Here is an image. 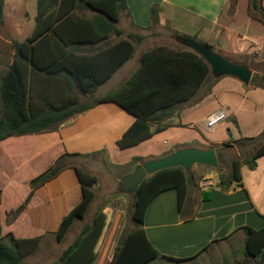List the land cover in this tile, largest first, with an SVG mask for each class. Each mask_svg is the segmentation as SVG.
<instances>
[{"label": "trees", "instance_id": "obj_1", "mask_svg": "<svg viewBox=\"0 0 264 264\" xmlns=\"http://www.w3.org/2000/svg\"><path fill=\"white\" fill-rule=\"evenodd\" d=\"M4 1L0 0V18ZM235 2L231 0V8ZM127 8L125 0H37L35 28L24 41L16 43L13 61L1 77L0 142L12 136L57 130L75 114L102 102H114L136 118L117 141L121 149L136 146L175 123L183 106L194 99L211 75V67L205 59L183 45L180 48L160 45L146 50L140 57L139 67L128 79L92 102L81 103L79 95L92 96L133 55L136 43L143 39L135 35L121 38L123 32L116 24ZM84 10L93 14L86 15L82 13ZM248 13L264 23L261 0H250ZM158 16V5L154 4L151 20L157 22ZM111 35L120 39L101 48ZM96 45L100 48L93 52ZM255 79L253 76L251 83H255ZM235 142H256L257 145L249 157L234 159L229 173L219 171L218 186L225 191L243 188V166L256 168L257 159L264 155V130L257 137ZM76 154L62 155L47 171L30 181L32 190L14 211L15 216L39 187L66 168L62 159ZM142 159L137 158L136 162ZM73 167L82 197L63 217L55 232L58 241L63 240L74 221L85 217L96 195L98 177L78 166ZM194 179L191 169L181 166L162 169L146 177L132 193L134 227L118 239L109 264H148L157 259L161 254L144 228L146 212L161 193L174 190L178 210L184 214L189 188L196 184ZM106 225V213L97 211L92 222L86 224L61 253L57 264H93L99 255L97 248ZM244 229V253L264 261V228L246 226ZM10 235L12 244L3 241L0 226V264H22V256L34 252L41 241V237L20 239Z\"/></svg>", "mask_w": 264, "mask_h": 264}, {"label": "crops", "instance_id": "obj_2", "mask_svg": "<svg viewBox=\"0 0 264 264\" xmlns=\"http://www.w3.org/2000/svg\"><path fill=\"white\" fill-rule=\"evenodd\" d=\"M125 1L128 8L121 14L116 24L123 32L121 38L135 35L142 36L143 39L136 43L133 55L100 85L92 96L80 94L84 98L87 96L94 100L101 97L128 79L139 67L143 52L152 47L165 45L158 42L165 32L177 43H179L176 40L178 35L196 37V40L209 44L226 59L235 57L234 63L242 64L252 72L254 69L250 63L256 66L264 64V23L249 15L250 0H236L233 8H231V0ZM154 4L159 7L157 22L151 20V7ZM261 4L264 7V0H261ZM119 39L111 35L101 48H106ZM99 48L97 45L94 46L93 52H97ZM104 87L105 90L102 89ZM215 95V98L209 95L186 110L182 108L180 117L175 119V123L130 148H139L157 140L158 144L162 143L161 149L155 150L157 153L154 152V158H157L191 146L201 149L214 147L216 153L217 147H224L222 151L225 152V144L240 156L241 146L246 147L247 144L237 145L235 141L257 137L264 130V89L251 81L249 84H244L238 78L229 76L223 80L222 87L219 86ZM217 103L219 105H216ZM220 110H226L228 113L224 121H227L228 136L231 134L229 139L225 136L213 139L204 136L203 139L201 135L188 133V129H197L203 135V132L197 128V124H201L199 121L204 119L206 125L207 117ZM135 119L133 114L114 102L98 103L82 113L75 114L57 130L29 134L33 135L31 137L35 144L34 152L30 157L31 159L43 155L48 157L49 160L47 158L46 162L48 167L65 153H90L105 150L108 146L113 149L120 148L117 141ZM178 120L180 124H177ZM206 127L212 129L207 125ZM195 141L202 147H197ZM37 144L40 145L39 148ZM108 159L109 165L125 164L110 160L109 155L107 161ZM146 160L149 159L145 156L144 160H139L137 164ZM214 175H218L216 182L215 178L210 179ZM206 177H209L208 181L190 186L184 214L178 210L177 194L174 190L161 193L150 204L145 215L144 228L161 255L148 264H155L158 261L162 264H264L260 258L247 257L244 253L246 240L244 227L257 230L264 228V155L257 159L255 169H250L246 165L242 167L243 188L222 190L218 186L219 171H214ZM31 179H26V182L29 183ZM206 182L210 183L209 186L204 184ZM98 186L97 183L95 192ZM194 186L195 190H192ZM81 197V185L74 167L64 169L54 179L39 187L25 208L11 219L12 225L17 224V230H23L14 237L42 238L44 232H56L63 217L79 204ZM24 202L25 198L7 211L17 210ZM103 211L107 215V225L98 248L108 229L109 244L114 242L122 218V209L117 205L105 207ZM114 212H116L115 218H113ZM76 221L63 240L70 235ZM36 230H41L40 235H34ZM75 235H72L73 240L69 245L75 240L77 236ZM98 259V264L105 263L104 258L100 260L99 255ZM97 260L93 264H96Z\"/></svg>", "mask_w": 264, "mask_h": 264}, {"label": "rangeland", "instance_id": "obj_3", "mask_svg": "<svg viewBox=\"0 0 264 264\" xmlns=\"http://www.w3.org/2000/svg\"><path fill=\"white\" fill-rule=\"evenodd\" d=\"M82 13L86 15L93 14L88 10H84L82 11ZM36 14L37 0L4 1L3 17L0 18V86L2 75L5 73L8 66L13 61L16 43L24 41L34 30ZM163 34L165 35L158 42H162L163 44H165V46L170 48L182 47L181 44L177 43L174 40V38H169L166 32ZM234 59L235 57H232L230 60H228L234 62L236 61ZM250 65L254 69L253 75H255L256 77L255 83H260L261 85H259L258 87L264 89V64L256 66L255 64L250 63ZM225 78H229V76L214 78L211 74L210 77L202 85V87L204 86V88L202 89L201 87L202 90L200 89L194 99L191 100V104H185L183 106V109L186 110L188 107L196 105L198 102L206 99L209 95L210 97L215 98V94L218 91L219 86L221 85L222 87L223 80H225ZM102 89L105 90L106 88L104 87ZM79 97L82 104L93 101V99L88 98L87 96L84 98L83 96L79 95ZM216 105H219V103H217ZM261 110L262 107L260 108V112ZM2 114V100L0 96V116ZM194 119L195 118H193V120ZM199 122H201V124H197V128L199 129V131L203 132V135L198 132L197 129H188L189 134L201 135L203 139L205 138L204 136L210 139L225 136L229 139L231 135L229 134L228 136L227 133V121H222L212 129H207L204 123V119L200 120ZM31 136L33 135L27 134L12 136L0 142V186L2 187L0 188V226L2 239L8 244L13 243V238L11 237L10 233L15 235L23 230H17V224L12 225L11 219L15 217V214L14 211L8 212L7 210L11 207L17 206L24 198L26 201L32 190L30 181L33 178L44 173L51 167H46L48 157L46 158V156L44 155L41 157H33L31 159L30 156L33 154L35 146L33 137ZM194 143H196L197 147H202L199 142L195 141ZM245 144H247V146H241L239 150L240 156L237 155L236 151L227 148L228 146H225V152L222 151L224 147H217L218 166L216 168H213L200 164L193 165L191 171L195 175L194 182L199 183L201 181H208L209 177L206 176H208L212 172L214 173V171L221 170L225 174L229 173L233 160L239 157H249L254 152V149L257 145L256 142H248ZM161 145L162 143L158 144V141L155 140L147 143V145H143L142 147H136L135 149H113V147L108 146V148H106L105 150L94 151L97 152V154L95 155H93L94 152H85L78 153L76 155L65 156L64 159H62V162L66 164V168L78 166L92 174H95L98 177L99 186L96 189V198L93 201L88 213L86 214V218L78 219L76 221L71 229L70 235H67L68 237H66L63 241H58L55 232H44V236L41 238L38 248L32 253L22 256V264H57L61 253L66 247H68L69 242L73 240V234L75 235L76 233V235L78 236L82 228L86 224H90L92 222V219L97 211L103 210L108 206L113 207L117 205L122 209V218L114 242L109 244L110 230L108 229L98 248L100 260L104 258V264H108L109 258L112 256L115 245L117 244V240L134 227L131 216L134 208V198L132 196V193L121 192L119 189V183L121 179L126 175V173L132 172L136 168V166L138 165L136 162L137 158H143V160L145 156L149 160L160 158H154V154L157 153V150L161 149ZM237 145L243 144L237 143ZM39 146L40 145H38L37 147L39 148ZM107 154L110 156V160L124 162L125 164L123 166L109 165V159L107 161ZM29 157L30 159H28ZM143 162L144 161H141L139 163ZM54 164L55 163H53L52 166ZM14 173H17V175H13ZM217 177L218 175H214L213 177H210V179L215 178L216 182ZM29 178L32 179L29 180V183H27L28 181L26 182V179ZM204 184L209 186L210 183L206 182ZM192 190H195V186L194 188L192 187ZM192 194L196 195V193ZM5 211H7L6 215ZM115 216L116 212H114L113 218H115ZM20 225L22 224L20 223ZM35 233L36 234L34 235H40L41 230H36ZM98 263L99 259L97 260L96 264ZM155 264L162 263L158 261Z\"/></svg>", "mask_w": 264, "mask_h": 264}, {"label": "water", "instance_id": "obj_4", "mask_svg": "<svg viewBox=\"0 0 264 264\" xmlns=\"http://www.w3.org/2000/svg\"><path fill=\"white\" fill-rule=\"evenodd\" d=\"M176 40L186 48L196 52L211 67L214 78L232 76L238 78L244 84H249L253 75L250 68L229 61L223 55L216 52L208 44L196 40L190 36L178 35ZM200 164L216 168L218 166L217 153L214 147L206 149L186 147L157 159L140 163L136 168L126 174L119 183V189L124 193H133L139 184L151 174L166 168L181 166L190 170L193 165Z\"/></svg>", "mask_w": 264, "mask_h": 264}, {"label": "built area", "instance_id": "obj_5", "mask_svg": "<svg viewBox=\"0 0 264 264\" xmlns=\"http://www.w3.org/2000/svg\"><path fill=\"white\" fill-rule=\"evenodd\" d=\"M227 117H228L227 111L226 110H220V111L215 112V113H213L207 117L206 125L209 128H213L216 125H218L219 123H221L222 121H224L225 119H227Z\"/></svg>", "mask_w": 264, "mask_h": 264}]
</instances>
